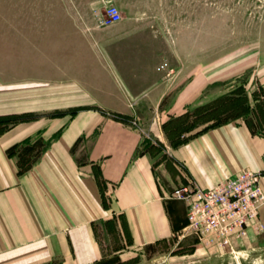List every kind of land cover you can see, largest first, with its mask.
Returning a JSON list of instances; mask_svg holds the SVG:
<instances>
[{
	"label": "crops",
	"instance_id": "1",
	"mask_svg": "<svg viewBox=\"0 0 264 264\" xmlns=\"http://www.w3.org/2000/svg\"><path fill=\"white\" fill-rule=\"evenodd\" d=\"M235 73L190 72L177 88L161 85L155 74L147 85L135 77L138 89L101 87L115 97L100 103L99 110L41 117L2 132L0 264H97L107 257L101 233L109 237L103 230L110 229L123 235L122 222L131 250L171 242L185 229L189 210L172 194L190 181L207 190L252 170L261 173L264 192V130L255 131L249 121L183 134L177 139L185 141L177 145L167 135L176 118L204 100L208 87ZM79 77V88L63 91H92L86 73ZM258 79L264 91V72ZM28 92L13 95L0 86V116L43 108L29 102L34 98ZM171 94L165 111L158 113L159 124L147 119L142 110L156 109ZM134 119L143 130L131 125ZM37 143L45 147L39 153L24 151ZM260 222L264 232V206Z\"/></svg>",
	"mask_w": 264,
	"mask_h": 264
},
{
	"label": "rangeland",
	"instance_id": "2",
	"mask_svg": "<svg viewBox=\"0 0 264 264\" xmlns=\"http://www.w3.org/2000/svg\"><path fill=\"white\" fill-rule=\"evenodd\" d=\"M111 6L120 9L122 21L108 27L104 22ZM80 72L86 73L92 91H63L79 88ZM190 72L236 73L213 83L199 105L175 119L167 132L173 144L185 141L177 136L235 121L243 112L227 105L225 98L233 93L234 99L247 95L251 106L259 105L239 119L255 131L264 130V91L258 79V72H264V0H0V86L11 88L13 95L28 90L34 98L29 102L43 106L27 113L36 119L99 110L100 103L115 97L99 91L103 86L138 89L135 77L147 85L155 74L161 85L177 88ZM171 96L156 109L142 110L146 118L159 124L158 113ZM24 148L34 154L45 147ZM121 225L123 235L110 229L103 230L109 237L101 233L107 257L97 264H264V232L251 233L234 252L209 250L181 235L135 251L127 248L129 237Z\"/></svg>",
	"mask_w": 264,
	"mask_h": 264
},
{
	"label": "built area",
	"instance_id": "3",
	"mask_svg": "<svg viewBox=\"0 0 264 264\" xmlns=\"http://www.w3.org/2000/svg\"><path fill=\"white\" fill-rule=\"evenodd\" d=\"M121 21L120 9L109 7L105 26H115ZM131 125L140 128L137 121ZM261 177L259 172L244 170L211 189L203 190L194 181L175 189L172 198L189 204L187 225L181 238L191 237L197 241V246L209 250L234 252L235 245L251 233L263 232L260 222L264 206Z\"/></svg>",
	"mask_w": 264,
	"mask_h": 264
},
{
	"label": "trees",
	"instance_id": "4",
	"mask_svg": "<svg viewBox=\"0 0 264 264\" xmlns=\"http://www.w3.org/2000/svg\"><path fill=\"white\" fill-rule=\"evenodd\" d=\"M235 94L233 93L232 95L228 96L225 98L227 105L231 104L233 105V107L230 110H234L237 108H241L242 110V114L239 116H236L234 120H237L239 118H242L243 116H246L247 114H250L251 112L255 111V109H259V105H256V108H253L248 100V96L246 95L243 99H234ZM247 98V99H246ZM256 99V98H255ZM237 100V102L239 100L242 101V104L240 103L239 106L237 105V103L235 102ZM237 107V108H236ZM118 119H120L121 121L127 122L128 118L125 116H116ZM231 118V117H229ZM36 119L35 116H32L31 114H11V115H6V116H0V134L2 132H4L5 130H7L8 128L15 126L19 123H23V122H30V121H34ZM228 123V122H226ZM226 123H222V122H218L215 126L213 127H209L207 129H204L202 131H199L197 134H201L202 132L209 130L211 128H215V127H219L221 125H224Z\"/></svg>",
	"mask_w": 264,
	"mask_h": 264
}]
</instances>
